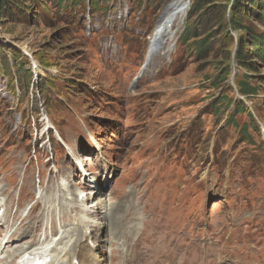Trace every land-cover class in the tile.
<instances>
[{"label":"rangeland","instance_id":"374dc122","mask_svg":"<svg viewBox=\"0 0 264 264\" xmlns=\"http://www.w3.org/2000/svg\"><path fill=\"white\" fill-rule=\"evenodd\" d=\"M18 1L30 14L0 18L5 61L12 63L10 49L27 58L23 70L42 58L50 66L36 73L54 81L26 95L0 74V199L9 229L31 224L33 239L25 241L39 240L50 229L42 202L34 206L39 193L52 200L61 183L74 184L70 197L80 188L98 192L91 220L117 221L91 236L100 264H264V61L249 64L257 96L242 97L236 84L245 74L234 54L243 31L215 26L201 56L170 40L168 22L180 18L186 0L165 5L160 20L165 0H125L138 20L107 31L99 22L87 26L83 12L69 22L77 7L49 1L44 12L40 3ZM245 25L264 31L251 19ZM167 26L163 48L140 71L153 31ZM110 37L118 48L108 57L101 49ZM239 101L246 111L230 120ZM248 112L259 130L249 126L243 141ZM83 157L84 177L76 166ZM80 212L79 205L68 211L64 223Z\"/></svg>","mask_w":264,"mask_h":264},{"label":"trees","instance_id":"16d2710c","mask_svg":"<svg viewBox=\"0 0 264 264\" xmlns=\"http://www.w3.org/2000/svg\"><path fill=\"white\" fill-rule=\"evenodd\" d=\"M30 2L42 4L44 12H47L46 2H51L55 7L61 8L62 10L67 7L70 8H81L84 7V0H29ZM156 4H159L161 0H154ZM64 2V3H63ZM25 5L24 2L18 0H0V18L6 19L13 15V11L21 14L24 19H27L30 12H26L22 7ZM95 6L93 5V8ZM25 12L26 15H23ZM81 11H77L69 18V22L74 21ZM187 23L183 32L179 36V42L184 45L189 52L195 51L198 55L204 56L206 51L212 44V38L214 34L211 33L215 26L219 27L221 31H224L225 27H229L231 31L241 32L244 35L239 38V47L235 51L234 60L236 65L244 71V77H242L236 84V91L244 98H254L258 94L259 85L252 86L250 81L252 75H249L248 71L251 70L253 75L257 72L253 68L250 62L264 61V31L254 33L252 29L245 25V19H251L258 26L264 29V0H192L191 9L187 15ZM212 34V35H211ZM226 34L230 33L226 31ZM249 39V41H246ZM250 46V47H249ZM10 54V65L6 62L7 58L3 55L2 49H0V61L6 60L4 69H0V74L5 78L10 76L11 81L16 82L20 93L28 94L29 88L39 89L45 91L53 87V78L49 73H46L44 77L37 75V81L33 80V75L30 65L28 68L23 70V61L28 63L27 58L20 54L15 49L9 50ZM38 62L43 68H48L42 58H39ZM251 66V67H250ZM9 69L13 70V78L9 75ZM228 73H226L227 75ZM24 82V85H22ZM43 96V95H42ZM42 100L46 102V99L42 97ZM226 101L222 96L218 99V104ZM51 104V103H50ZM228 104V103H227ZM48 106V105H47ZM234 109L229 119L231 120L236 113L246 111V106L243 102L238 105H233ZM249 124L242 126L243 141H250L248 137L247 128L250 126L255 131L259 130L255 117L250 112L247 113ZM240 129V130H241Z\"/></svg>","mask_w":264,"mask_h":264},{"label":"bare ground","instance_id":"6f19581e","mask_svg":"<svg viewBox=\"0 0 264 264\" xmlns=\"http://www.w3.org/2000/svg\"><path fill=\"white\" fill-rule=\"evenodd\" d=\"M179 12V11H177ZM177 19V18H176ZM175 18L170 19L168 23L174 22ZM170 32L167 27H158L153 31L152 37L149 43L148 59L164 45V39L169 37ZM98 148V145H95ZM73 156V153L70 154ZM86 158L77 159V165L84 167V161ZM92 186L96 185V180L90 181ZM58 186L56 192L58 195L52 200H48L46 194L39 193V197L36 201V206L41 201L44 205L46 215L44 219H47L50 224V229L45 227L41 237L37 241H25L28 238H32L34 232V226L28 224L27 226L18 225L15 229L10 230L13 223H6L7 217V203L2 201L0 207H5L4 219L1 217V225L5 229L4 235L0 239V264H16L18 260L25 256H42L49 259L50 264L67 262L68 264H75L74 261H78L79 264H100V259L94 252V245H91V236L97 229L105 227L110 232L113 229L114 224L117 221L111 223L101 221L95 222L91 220L88 215L97 211L99 202L96 201V195L98 192L89 190L90 195L85 194L84 191H75L70 197L74 184L67 188L66 184L61 183ZM4 191V190H3ZM96 192V193H95ZM82 199L79 200V197ZM81 207V212L78 215L76 221L71 224H65L64 221L67 217L68 211ZM27 218V217H26ZM3 221V222H2ZM52 227H55L52 229ZM80 233H79V232ZM105 243H109L108 237ZM33 239V238H32ZM86 242V244H82ZM108 250V245H106ZM84 251V252H83Z\"/></svg>","mask_w":264,"mask_h":264}]
</instances>
